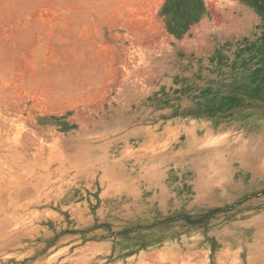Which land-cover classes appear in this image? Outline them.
Masks as SVG:
<instances>
[{"label": "rangeland", "instance_id": "obj_1", "mask_svg": "<svg viewBox=\"0 0 264 264\" xmlns=\"http://www.w3.org/2000/svg\"><path fill=\"white\" fill-rule=\"evenodd\" d=\"M263 106L264 0H0V264H264Z\"/></svg>", "mask_w": 264, "mask_h": 264}, {"label": "crops", "instance_id": "obj_2", "mask_svg": "<svg viewBox=\"0 0 264 264\" xmlns=\"http://www.w3.org/2000/svg\"><path fill=\"white\" fill-rule=\"evenodd\" d=\"M242 118H244L243 135L246 136L243 140L252 143L251 146L255 150L253 158L257 161L259 173L264 175V106L258 107L254 113L244 115Z\"/></svg>", "mask_w": 264, "mask_h": 264}]
</instances>
